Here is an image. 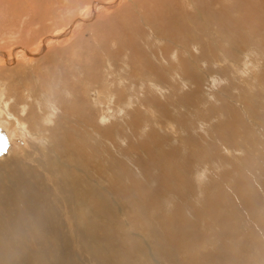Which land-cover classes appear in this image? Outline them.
<instances>
[{
	"label": "rangeland",
	"instance_id": "obj_1",
	"mask_svg": "<svg viewBox=\"0 0 264 264\" xmlns=\"http://www.w3.org/2000/svg\"><path fill=\"white\" fill-rule=\"evenodd\" d=\"M0 87V160L38 159L65 120L113 239L155 244L156 264H264V0H0Z\"/></svg>",
	"mask_w": 264,
	"mask_h": 264
},
{
	"label": "bare ground",
	"instance_id": "obj_2",
	"mask_svg": "<svg viewBox=\"0 0 264 264\" xmlns=\"http://www.w3.org/2000/svg\"><path fill=\"white\" fill-rule=\"evenodd\" d=\"M112 3H113V0H112ZM45 41L46 43L49 42L48 40H45ZM37 49L38 47L36 48V50ZM43 50H45V45L43 46ZM15 53L17 54V52ZM8 54H11V53H8ZM5 57H6V54L4 55V61L6 60ZM10 59L11 58H9V60ZM7 64L9 63L7 62ZM65 88L67 89V87L64 86V89ZM50 89L48 90L49 92H50ZM64 92H66V90H64ZM29 93L31 94V92H28L26 93V95H28ZM72 93L73 92H71V94ZM5 94H7L6 91H5ZM0 95H1V87H0ZM77 98H79L78 95H77ZM32 99L35 100V98H32ZM0 100H2V98ZM29 101L30 100H28L27 102ZM100 102L101 101H99V103ZM6 103L7 102H5V104ZM76 103L77 102L75 101L73 105L71 106H72L73 113L77 114ZM43 105H45V103ZM18 106L20 107V111H17L19 113V116L20 114L21 116H24L25 113H27V110L29 107L30 114L27 116V119H29L33 114L35 115L37 114L38 119L42 120L41 115L43 116V113H44L43 112L44 110L43 111L41 110L42 107L41 109L40 108L36 109L33 107V105L30 106V104H27V103H24L23 105L21 103V104H18ZM90 106H91L90 101L86 100V103H84V106L82 107L83 112L86 115V118L84 119L88 123H92V121L88 120L92 114V108ZM56 107L58 106L56 105ZM53 113L54 112H52V114ZM52 114H49V115H52ZM43 117L45 119V116ZM102 118H103L102 121H104L105 117H102ZM59 119L63 120L62 117ZM59 122L63 123L67 127L58 126L56 129L50 130L48 135L45 134L48 136V140H47L48 146L45 150L37 149L38 152H36L35 155L38 156V159H34L32 154L26 151H23L22 154L18 156L7 157V158H4L3 160H0V264H144L141 262V260L138 257L134 258L130 255L132 249H134L135 252H137L138 254L145 256V258L147 257L148 259H151L154 264L158 263L155 260L156 258L154 259V254L151 251L150 253H148L147 251L148 247L151 248V250L152 248H156L155 250H153L154 253L160 257L163 256V251L161 252V250H158L154 242L151 243V244H154V246L151 245L150 247L147 245L148 242L145 243L144 238L138 235L135 238L133 237L134 240L127 238L126 240L129 241L128 243H126V241H124L123 239L119 243L118 241L112 238L111 233L109 234L106 232L107 230L105 226L103 225L102 221L100 220V218H102L104 214L108 215V211L111 209L110 206H108V203L106 202V200L104 199V196L108 195V193L106 192V189L102 188V185L96 180L95 172L93 168L91 167L92 161L84 157L80 146H78L77 144H76L77 146H75L70 142L69 139L72 137V136L70 137V134L72 133H69V132H70V128L72 127L69 125V123L67 125L65 120L64 121L59 120ZM46 123H48L47 120H46ZM51 123H54V122H51ZM199 124L200 126H198V129L200 128L203 129L205 127L204 122H201V123L199 122ZM44 125H41L42 129ZM38 126H37L38 130H41L39 129ZM262 127H259V128L257 127V128L263 135L264 130L262 129ZM92 129L91 131L86 130L88 138H92V136H94L93 133L94 134L96 133L95 130L93 131ZM73 130L75 131V129ZM37 135H40V134H37ZM175 140L176 139H174V141ZM83 144L81 143V146ZM241 149L236 148V151L240 152ZM68 151L70 152V155L66 156ZM71 158H72V161L70 160ZM27 161L33 163L34 165L33 166L28 165L26 163ZM198 177L203 178L205 177V174L204 175L200 174V176L198 175ZM199 184L201 185L202 183H199ZM115 201H114V204H115V207L117 208L116 210L121 215L124 216L127 213L128 209L122 206H118L117 204L118 202H115ZM216 205H220V204H216ZM214 208H215L214 212H218L220 214L221 208L218 207L219 211L216 209L215 206ZM226 212L228 213V209L227 211L224 212V215H226ZM219 217L223 219V215H220ZM228 219L227 221H229ZM221 226H226V225H221ZM152 233H154V231H152ZM28 238H32L34 240L33 248H44V249H39L35 252H29L28 248H32V247L28 246V243H29L27 240ZM150 238L152 239L151 236ZM157 246L160 247V245H157ZM146 251H147V254H146ZM29 253H32V254L29 255ZM170 258L172 257L170 256ZM173 259L175 258L173 257ZM169 264H175V263L171 262Z\"/></svg>",
	"mask_w": 264,
	"mask_h": 264
}]
</instances>
